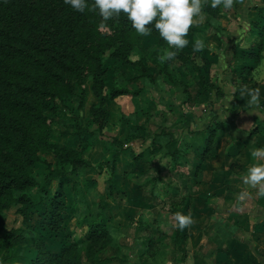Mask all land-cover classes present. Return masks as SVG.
Returning a JSON list of instances; mask_svg holds the SVG:
<instances>
[{
	"label": "crops",
	"instance_id": "0c3cea01",
	"mask_svg": "<svg viewBox=\"0 0 264 264\" xmlns=\"http://www.w3.org/2000/svg\"><path fill=\"white\" fill-rule=\"evenodd\" d=\"M218 9L216 15L203 10V19L188 34L191 47L197 38L205 43L199 52L192 47L197 69L189 65L190 60L175 57L181 62L176 85L183 92L180 97L170 92L175 85L168 84L161 88L162 97L156 96L151 82L155 73L149 57H143L152 76L127 78L145 82L144 88L136 95L104 100L103 131L123 141L126 148L109 147L106 135L89 133L82 152L89 166L70 173L71 180L64 185L68 209L62 226L79 243L82 264H264V196L241 179L255 162L252 151L264 147V80L252 75L264 61V0H243L232 9ZM143 42L153 56L150 47L159 43L156 37ZM199 76L213 85L201 84ZM243 86L260 88L258 115L249 113L248 97L240 96ZM229 96L233 99L227 102ZM119 99H125V108ZM99 100L87 90L83 114L89 115V105ZM216 123L221 125L205 152L209 126ZM255 127L259 131H253ZM131 134L140 137L127 142ZM138 139L149 140V145L141 147ZM56 142L79 148L73 134ZM162 148L169 161L174 158L173 168H180L183 187L176 193L172 189L178 186L168 180L172 194L166 197L155 193L152 185L157 182L149 177L154 155ZM116 152L114 171L107 163L97 165ZM133 154L140 156L134 159ZM160 168L154 164L155 171ZM53 182L57 185V179ZM242 191L247 196L239 201L237 194ZM96 209L104 213L110 242L88 259L86 231ZM177 212L190 214L194 223L179 230L174 226Z\"/></svg>",
	"mask_w": 264,
	"mask_h": 264
},
{
	"label": "trees",
	"instance_id": "16d2710c",
	"mask_svg": "<svg viewBox=\"0 0 264 264\" xmlns=\"http://www.w3.org/2000/svg\"><path fill=\"white\" fill-rule=\"evenodd\" d=\"M88 3L91 5L92 0ZM204 10L212 15L220 14L218 8L210 7V0ZM146 37H156L158 42H163L155 30L148 36L138 35L123 14L103 21L98 12L86 9L80 13L64 0H0V211L14 207L22 217H28L29 211L41 202L42 219L35 227L34 253L27 258L28 264H82L79 243L64 232L62 226L68 209L64 185L70 182V173L89 166L82 156L89 133L97 131L106 135L109 147L126 148L123 141L103 131L107 112L104 100L120 94L136 95L140 88L129 89L116 80L109 84L104 77L107 69L103 61L107 55L108 59L131 64L138 71L133 78L151 77L143 59L150 54L143 42ZM261 38L264 39V28ZM137 51L139 55L132 58L131 54ZM183 52L178 50L176 57L190 60L196 70L192 53ZM121 74L126 75L123 70ZM89 75L90 84L86 87ZM199 82L213 85L200 76ZM86 89L100 99L88 107L87 121L97 124L96 128L83 127L75 118L71 131L78 137L79 148L53 142V120L46 111L51 110L63 94L82 99ZM220 125L209 126L205 152ZM253 131H259V127ZM137 137L140 136L131 134L127 142ZM48 151L54 155L55 167L43 162L47 172L40 182L34 168L41 164L39 154ZM117 156L118 152L110 159L108 166L112 171ZM139 156L132 155L134 159ZM106 163L100 161L97 165L102 167ZM55 179L57 185L46 195L49 184ZM72 183L75 187V181ZM99 206L102 208V204ZM103 219L101 210L88 221V259L110 242ZM48 239L53 242L47 243Z\"/></svg>",
	"mask_w": 264,
	"mask_h": 264
},
{
	"label": "rangeland",
	"instance_id": "374dc122",
	"mask_svg": "<svg viewBox=\"0 0 264 264\" xmlns=\"http://www.w3.org/2000/svg\"><path fill=\"white\" fill-rule=\"evenodd\" d=\"M160 41V40H159ZM153 41H150L151 44ZM167 44L163 42H159L155 45H152L150 49H154L153 56L149 54V58H147L149 62V66L152 69V71L155 73V78L153 81V85L155 86L158 94L156 93V96L161 98L162 97V87H165L166 84L168 85H175L174 88L170 90V92L175 97H180L181 93H183L181 90H179L176 85L179 84V77L181 74V70L178 67L181 62L178 60L179 57H176L178 59H173L170 62V65H168V62L161 63L159 61V55H160V49L167 48ZM186 54L189 51L192 52V47L188 45L186 48L182 49ZM183 52V54H184ZM185 54V55H186ZM137 55H139V52H133L131 54L132 58H136ZM103 67L107 69L106 74L104 75L105 79L109 84H112L115 80L117 84L124 85L128 87L129 89H136L145 86V82L139 81L136 83H132L130 80H128V76L136 75L138 71H136L131 64H122L120 61L114 60V59H108L107 55L104 57L103 61ZM190 66L193 65V63L190 61ZM171 67L170 73L167 72V68L169 69ZM117 68V70H116ZM124 71L126 75H122L121 71ZM168 73V74H167ZM148 79V83H149ZM90 84V75L87 78V81L85 83L86 87H88ZM89 90V89H86ZM89 99L87 98V102ZM123 107L125 108V99H119L118 100ZM85 102V96L82 97V99L75 95H67L63 94L58 98L57 101H55L53 108L51 110H47L46 114L53 120V134H52V141L56 142V140L61 141L62 138L66 136V134H72V126L76 121L79 119L82 122L83 127H95V123L91 124L88 119V115L83 114V110L81 107L83 106ZM156 132H151V134L155 135ZM139 140V139H138ZM142 142L141 144L137 142V145L142 147V144L149 145L147 143L149 140H139ZM155 143H153V147L155 148ZM152 147V146H151ZM40 155V162L41 164H37L34 168V173L36 178L42 182L44 180V175L47 172L46 165L43 162H50L52 167H55L54 163V155L51 151L48 152H42ZM175 158H177V155H174ZM182 157L180 158V160ZM183 160V159H182ZM153 169L152 171H149V177L150 179H154L157 184L152 188L155 191V193L159 194L162 197H166L167 195L172 194V190L176 191V193L183 192L182 183L180 182L181 174L179 173V167L173 168V165H175V160L170 156L169 161V154L167 153V150L160 149V152L154 155L153 158ZM160 166L161 168L157 171L154 170V164ZM171 164V165H170ZM104 165V164H103ZM107 165H110V160L107 161ZM152 166V165H151ZM172 167V168H170ZM184 167V166H183ZM182 167V168H183ZM182 170V169H181ZM170 180L174 182L178 187H175L176 189H170L167 188L170 185H167V181ZM153 184V182H151ZM54 185V186H53ZM56 186V182H53V184H49L48 186V193L46 195H49L52 192V189ZM101 188V186L99 187ZM167 188V189H166ZM32 191H35V189H32ZM178 195V194H177ZM179 197V196H177ZM166 201V200H165ZM168 201V200H167ZM165 203V202H164ZM43 204V203H42ZM168 202H166L167 206ZM164 207V204L162 205ZM40 204L36 205V208H33L29 211L28 217H22L14 207H10L8 209H3L0 211V264H28V257L29 255H32L34 252L35 247V241L34 236L35 235V227L38 225L37 223L40 222L42 219L40 214ZM161 207V208H163ZM99 208V207H97ZM166 208V207H165ZM67 211V210H66ZM98 211L97 209L95 212ZM94 216V214H93Z\"/></svg>",
	"mask_w": 264,
	"mask_h": 264
},
{
	"label": "clouds",
	"instance_id": "9594fccd",
	"mask_svg": "<svg viewBox=\"0 0 264 264\" xmlns=\"http://www.w3.org/2000/svg\"><path fill=\"white\" fill-rule=\"evenodd\" d=\"M238 2L242 3L243 0H210V7L229 10ZM64 3L80 13L86 9L98 12L103 21L119 18L123 14L140 36H148L155 30L168 46L160 49L158 57L161 63H165L173 60L178 50L189 45L188 34L203 19V10L209 5V0H92L91 5L88 0H64ZM192 47L199 52L205 43L203 39L197 38ZM252 75L258 81L264 80V61ZM239 93L242 98L248 97V108L252 109L249 113L258 115L261 106L260 88L243 86ZM232 99L233 96L227 97V102ZM252 157L255 162L247 168L241 179L243 184L264 196V147L254 149ZM246 196L247 193L242 191L237 194V199L243 201ZM174 221V226L181 231L194 223L190 214L181 212L174 214Z\"/></svg>",
	"mask_w": 264,
	"mask_h": 264
}]
</instances>
